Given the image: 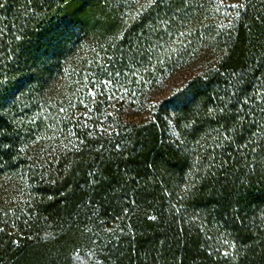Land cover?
Wrapping results in <instances>:
<instances>
[{"label":"trees","instance_id":"1","mask_svg":"<svg viewBox=\"0 0 264 264\" xmlns=\"http://www.w3.org/2000/svg\"><path fill=\"white\" fill-rule=\"evenodd\" d=\"M0 264H264V0H0Z\"/></svg>","mask_w":264,"mask_h":264},{"label":"rangeland","instance_id":"2","mask_svg":"<svg viewBox=\"0 0 264 264\" xmlns=\"http://www.w3.org/2000/svg\"><path fill=\"white\" fill-rule=\"evenodd\" d=\"M194 58L195 59H193L192 64L188 63L185 65V67L175 70L171 75L166 76V78L162 82L163 85L159 87L157 86L153 89L151 88V90L152 91L154 90L155 92L154 95H159L160 93H162V91L172 88L174 84L180 83V81L182 80V77L188 75L190 72H192V70L199 67L200 63H202L201 59H199V57L197 56ZM118 109H120V107Z\"/></svg>","mask_w":264,"mask_h":264}]
</instances>
